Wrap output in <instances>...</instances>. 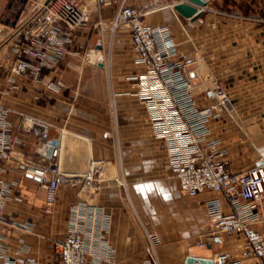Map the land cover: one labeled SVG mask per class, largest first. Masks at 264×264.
I'll return each instance as SVG.
<instances>
[{"label": "crops", "instance_id": "1", "mask_svg": "<svg viewBox=\"0 0 264 264\" xmlns=\"http://www.w3.org/2000/svg\"><path fill=\"white\" fill-rule=\"evenodd\" d=\"M203 1L204 6L189 0L129 4L148 25L167 29L178 60L197 62L202 76H211L228 95L231 111L212 120L209 128L220 140L217 150L231 173L239 174L264 161V0ZM179 3L194 5L198 15L181 16L174 9ZM114 12V6L94 11L72 34L61 57L41 68L38 79H15L9 83L14 90L6 93L0 72V103L11 111L5 122L12 141V157L0 159L2 244L10 253L30 250L40 262L48 261L66 229L80 218L83 212L75 210L82 205L86 212L79 221L84 227L89 225V208L98 210L93 217L97 229L107 232L115 264H185L188 257L213 260L218 254L228 255L226 264H260L245 249L241 235L210 233L206 204L216 200L228 214L231 208L223 194L203 190L190 197L181 191L164 144L152 133L148 105L138 94L136 77L143 68L129 34H99L96 28L98 20L106 25ZM30 44L22 45L20 57L34 63L27 53ZM85 52H90L87 63ZM52 80L65 85L48 89ZM195 84L198 105H208L211 99ZM22 116L49 125L51 140L66 133L62 150L72 174L87 172L92 159L108 163L103 179L86 177L63 186L51 218L44 215L39 180L19 166L35 159L36 146L19 130Z\"/></svg>", "mask_w": 264, "mask_h": 264}, {"label": "built area", "instance_id": "2", "mask_svg": "<svg viewBox=\"0 0 264 264\" xmlns=\"http://www.w3.org/2000/svg\"><path fill=\"white\" fill-rule=\"evenodd\" d=\"M115 1L44 2L42 22L48 26L47 29L40 30L35 36L27 35L29 43L35 45L30 44L27 53L35 62L21 58V50L5 68L6 80L10 83L15 78L38 79L41 68L61 57L65 46L72 42V34L88 22L91 14L98 8L111 6ZM110 30L129 34L136 61L143 68L136 77L138 94L148 105L153 133L164 142L167 162L179 181L181 191L190 197L203 190L223 194L231 211L223 213L216 200L207 202L210 233L212 236L241 235L245 249L260 264H264V161L244 172L232 174L228 161L222 158L223 152L217 150L218 141L210 137V120L229 109L228 96L211 76L202 77L200 69L194 71L190 68L191 64L198 67L197 62L178 60L176 46L167 29L148 25L142 14L127 4V0H118ZM201 78L206 79H203L199 93L216 102L205 107L199 106L196 100L195 81ZM9 83L4 91L6 93L14 90ZM61 87L58 81L47 84L48 89ZM10 113L0 103V159L3 160L12 157V141L5 122ZM19 130L35 140V159L20 163V167L24 171L27 168L26 173L39 180L46 194L47 213L52 212L57 193L63 186L76 185L90 174L98 175V179L106 176L108 163L102 159L90 160L87 172L75 175L68 171L69 164L65 162L62 150V140L66 136L64 131L60 132L59 140H51L50 126L28 116L21 117ZM4 207L5 195L0 189V224L3 222ZM80 218L74 219L73 225L66 229L64 240L45 262H40L29 250L8 252L0 237V264H115L114 251L107 243V232L94 230L89 225L84 227ZM227 260V254H218L212 261L213 264H225ZM140 264L150 263L145 261Z\"/></svg>", "mask_w": 264, "mask_h": 264}, {"label": "rangeland", "instance_id": "3", "mask_svg": "<svg viewBox=\"0 0 264 264\" xmlns=\"http://www.w3.org/2000/svg\"><path fill=\"white\" fill-rule=\"evenodd\" d=\"M45 1L46 0H0V72L3 73L2 78L4 79L5 84L9 83L6 80L5 74H6L7 70L5 68L10 66V60L12 58H15L19 55L20 51L22 50L21 49L22 45L25 44L26 41H28V43H29L30 39H27V35L30 34V35L35 36V35H37V33L40 30H43V29L45 30L48 27L47 25H45L44 21L42 22V14L43 13L41 12V9H42V6L44 5ZM116 1L118 2V0H116ZM116 1L111 6L116 7V4H117ZM127 4L130 5L129 0H127ZM111 19H112V17H110L109 20L105 21L107 23L106 25H104L102 23V20H98L95 23L99 34L104 33V31H108L111 35L113 34V32L110 30ZM98 22H101V25H97ZM86 53L89 55L90 52H85V55L83 58L84 62L87 63V61H89L90 59H89V56L88 57L86 56L87 55ZM190 68L193 69L194 71H197V69H199L198 67H190ZM206 76H208V75H206ZM206 76H202V77H206ZM15 79H18V78H15ZM203 79L205 80L206 78H203ZM203 79L202 78H201V80L198 79V82H199L198 86H201L202 83H204ZM56 81L60 82L62 84V87L65 85L63 80H56ZM56 81L52 80L50 82H56ZM195 87H197L196 84H195ZM224 94H226V93H224ZM213 102L214 101H211L208 105H210ZM229 102H230V100H229ZM214 103H216V102H214ZM205 106H207V105H205ZM205 106H201V107H205ZM230 111H231V105L229 103V109L223 110L222 112H219L218 114H219V116H221V114H223L225 112H230ZM215 118H217V117H215ZM214 119H212V120H214ZM212 120H210V123ZM210 123H209V126H210ZM209 130H210V128H209ZM152 133H153V129H152ZM210 137L212 139H214L211 136V131H210ZM215 140L218 141V144L220 143L219 139L216 138ZM160 142H162L164 144L163 141H160ZM164 148H165V146H164ZM92 160H96V159H92ZM107 168H108V166H107ZM27 171L28 170L26 168L25 172H27ZM90 175H93V174H90ZM90 175L88 177H92V178L98 180V178L96 177L98 175H93V176H90ZM43 191H44V189H43ZM44 197H45V202H46L45 191H44ZM82 207L83 206L81 205L80 207H78L75 210V212H77V210H81L83 212V213H80L81 216L85 215V212H86V211L84 212ZM54 208H53V210H51L52 212L50 214L47 213L45 211V208H44L45 217L51 218L52 216H54V213H55ZM90 209L91 208H89V211L91 213V217L89 220V227L93 228L94 230H98L97 229L98 228V225H97L98 219L96 217H93V213L95 212L94 214L97 215L98 210L97 209L94 210V208H92L91 210ZM206 215L208 218V214H206ZM152 239L155 240V242L153 241L154 242L153 244H156V241H157L156 237H153ZM153 244H152V246H153ZM19 250H21V249H19Z\"/></svg>", "mask_w": 264, "mask_h": 264}, {"label": "water", "instance_id": "4", "mask_svg": "<svg viewBox=\"0 0 264 264\" xmlns=\"http://www.w3.org/2000/svg\"><path fill=\"white\" fill-rule=\"evenodd\" d=\"M49 0H46L48 2ZM189 2H192L193 4L204 6L205 3L203 0H189ZM174 9L176 12H178L181 16L185 18H190L193 16L198 15V9L189 3H179L174 6ZM185 264H213L212 260H206L201 258H194V257H188L186 259Z\"/></svg>", "mask_w": 264, "mask_h": 264}, {"label": "bare ground", "instance_id": "5", "mask_svg": "<svg viewBox=\"0 0 264 264\" xmlns=\"http://www.w3.org/2000/svg\"><path fill=\"white\" fill-rule=\"evenodd\" d=\"M66 141H67V143H68V144H70V143H69V142H70V140H69V139H67ZM67 146H68V145H67Z\"/></svg>", "mask_w": 264, "mask_h": 264}]
</instances>
